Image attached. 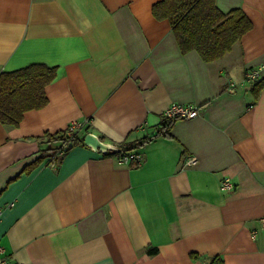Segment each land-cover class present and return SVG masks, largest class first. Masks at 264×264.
I'll return each mask as SVG.
<instances>
[{
  "label": "crops",
  "instance_id": "0c3cea01",
  "mask_svg": "<svg viewBox=\"0 0 264 264\" xmlns=\"http://www.w3.org/2000/svg\"><path fill=\"white\" fill-rule=\"evenodd\" d=\"M157 1L0 0V72L56 68L45 106L0 123L9 264H264V89L254 97L244 81L264 65V0H215L252 27L211 62L181 53L169 21L152 15ZM171 103L199 113L131 150L137 166L76 144L28 168L71 120L119 145L155 133Z\"/></svg>",
  "mask_w": 264,
  "mask_h": 264
},
{
  "label": "trees",
  "instance_id": "16d2710c",
  "mask_svg": "<svg viewBox=\"0 0 264 264\" xmlns=\"http://www.w3.org/2000/svg\"><path fill=\"white\" fill-rule=\"evenodd\" d=\"M151 12L156 19L169 21L181 53L195 50L205 62L221 58L252 27V22L241 9L224 13L217 8L215 0H160L152 5ZM55 76L56 68L44 63H31L12 71L0 72V123L16 126L26 111L45 106V88ZM262 89L264 78L261 77L252 84L254 97ZM176 119H166L155 133L119 143L117 151H107L103 155L116 157L122 152L142 147L158 135L171 138L169 129ZM83 131L72 136H64L63 132L54 137L48 136V142H58L59 145L45 148L44 153L28 168L37 165L45 155L54 156L58 148L65 153L69 144H84ZM210 263L222 264V261L214 257Z\"/></svg>",
  "mask_w": 264,
  "mask_h": 264
},
{
  "label": "built area",
  "instance_id": "2783aa9c",
  "mask_svg": "<svg viewBox=\"0 0 264 264\" xmlns=\"http://www.w3.org/2000/svg\"><path fill=\"white\" fill-rule=\"evenodd\" d=\"M264 69V65L249 68L244 73V81L247 83H254L261 78V71ZM229 91H234V83H229L227 86ZM199 113V106L194 104H178L171 103L163 111V118L166 119H176V118H194ZM90 119L83 120H71L65 127L63 134L64 136H72L82 130H87L90 124ZM64 154L62 148H58L55 155L49 157V163L55 165L58 159ZM116 160L119 164H126L131 166H137L140 163L141 156L137 151H126L122 152L116 156ZM197 161L195 156L187 157L184 161L186 165H192ZM219 187L223 191H232L235 188V184L229 177H224L219 182ZM260 223L264 225V217H261ZM255 235V231L253 232ZM0 264H9L8 256L4 253V249L0 246Z\"/></svg>",
  "mask_w": 264,
  "mask_h": 264
},
{
  "label": "water",
  "instance_id": "95a60500",
  "mask_svg": "<svg viewBox=\"0 0 264 264\" xmlns=\"http://www.w3.org/2000/svg\"><path fill=\"white\" fill-rule=\"evenodd\" d=\"M84 145L90 147L92 150L99 153H106L107 151H117L118 146L115 144L102 141L97 135L91 132H86L82 138ZM71 144L67 148H70Z\"/></svg>",
  "mask_w": 264,
  "mask_h": 264
}]
</instances>
